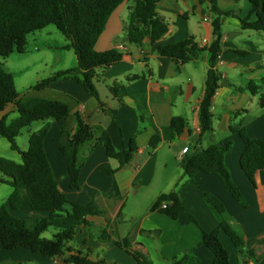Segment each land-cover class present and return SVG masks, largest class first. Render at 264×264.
Here are the masks:
<instances>
[{"label":"crops","instance_id":"1","mask_svg":"<svg viewBox=\"0 0 264 264\" xmlns=\"http://www.w3.org/2000/svg\"><path fill=\"white\" fill-rule=\"evenodd\" d=\"M134 6V0H126L113 12L95 47L97 52L116 49L123 54L116 64L99 68L94 79L100 101L115 112V118L72 78L59 79L40 90L46 94L44 99L64 102L70 109L66 121L42 122L37 129L51 123L45 150L60 189L71 202L82 206L95 202L101 212L79 219L69 205L42 237L52 240L60 231L75 229L73 242L67 246L68 254L88 253V259L94 263L138 264L120 247L127 241L132 252L141 254L151 264H174L180 260L182 264H213L214 254L203 244L202 234L219 225L205 199V193H209L224 204L232 226L244 235L246 249L254 253L256 261L249 260L248 264H264V170L256 174L254 186L240 165L245 146L231 131L232 127L244 128L251 138L264 140V108L260 105L264 95V33L242 27L241 20H256L249 1L216 0L218 10L228 13L222 17V49L215 67L222 79L212 101L213 131L203 136L200 106L206 92L211 53L206 50L193 61L181 64L161 56L157 49L188 40L209 49L215 41L213 20L217 17L212 3L160 0L156 12L166 24L167 33L155 45L146 38L141 46L128 42L127 27ZM67 44L62 42L54 48L63 50ZM44 47L53 48L49 43ZM65 51L68 57L72 58V52L75 55L73 50ZM75 62L74 67L63 62L57 72L76 69V55ZM114 85L125 86L124 103L112 94ZM12 113H16V107L9 105L0 113V119ZM76 114L97 129L95 138L79 153V189L73 186L68 160L60 151L61 131L77 129ZM174 118L186 121L184 132L178 134L172 128ZM104 131L117 152L129 149L131 144L136 146L137 152L129 164L121 166L118 160L107 156L98 141ZM155 138L158 143L152 146ZM228 140L234 146L225 162L246 206L234 198L219 175L197 173L190 178L184 176L181 166L187 156ZM185 148L189 150L183 154ZM173 192L185 208L177 220L153 210L162 195ZM11 213L28 221L50 215L26 210ZM221 239L230 252L231 264H240L241 257L230 238L222 235ZM0 264L64 262L62 258L44 257L23 247L6 250L0 244Z\"/></svg>","mask_w":264,"mask_h":264},{"label":"trees","instance_id":"2","mask_svg":"<svg viewBox=\"0 0 264 264\" xmlns=\"http://www.w3.org/2000/svg\"><path fill=\"white\" fill-rule=\"evenodd\" d=\"M126 0H0V57L9 58L14 52L23 54L27 51L28 36L41 31L50 25L56 26L65 37L68 44L65 50H73L78 61L76 69L59 71L39 82L33 90L46 89L53 82L72 78L77 80L85 90L99 103V107L115 118V112L108 110L100 101L94 84L99 68L110 67L119 62L123 54L116 49L106 52H97L96 44L102 36L108 20L113 12ZM160 0H134L130 23L127 27L128 42L141 46L146 38L151 44H156L167 33V26L156 12ZM212 10L217 15L213 20L215 41L209 49L200 47L192 40L161 46L157 49L163 57L171 58L181 64L193 61L201 52L209 50L211 53L210 69L207 74L206 92L200 106L201 135L213 131L212 101L220 88L221 75L216 71L218 56L221 53L222 17L228 15L218 10L216 0H209ZM251 5V14L256 20L249 22L241 20L244 29H252L264 33V0H248ZM255 86V85H253ZM252 91V87L250 85ZM112 94L124 103L127 91L123 85H114ZM9 105L16 107L18 117L11 123L9 115L0 119V137L8 141L11 149L22 157V164H17L0 156V171L4 177L0 184H7L13 188V193L7 205L0 207V244L6 250L23 247L44 257L62 258L64 264H108L94 263L88 259V253L78 252L68 254V244L73 242L75 229L63 230L57 233L52 240H46L42 235L52 226V221L66 212L67 205L72 206L73 215L82 219L87 214L101 213L95 202L82 206L71 202L64 194L56 180L52 166L45 150V139L51 128L48 123L43 129L34 132L28 140V149L22 151L17 144V138L24 129L36 122L66 121L70 116L69 106L58 100L30 97L20 99L14 75L0 67V113ZM260 105L264 108V95L260 97ZM77 129L69 131L62 129V143L60 151L68 160L69 175L73 186L80 188L79 177L81 165L79 153L81 148L95 138L97 129L88 124L80 114L75 115ZM176 133L184 132L187 123L183 118H174L171 122ZM231 131L242 140L245 149L241 155L240 165L255 186V176L264 170V140L251 138L244 128L232 127ZM105 148L111 159H116L121 166L131 162L137 152L136 146L131 144L129 149L117 152L111 137L102 132L98 140ZM155 138L151 145L155 146ZM231 140L219 142L206 150L189 155L182 161L184 176L193 177L197 173L217 174L234 198L242 205L246 202L233 181L225 159L233 149ZM205 199L210 209L217 215L218 227L211 232L202 231L203 244L214 254L213 264H231L230 252L222 242V235L232 241L239 256L240 264H248L255 260L254 253L246 249L244 235L238 227L232 226V218L224 204L215 196L205 193ZM170 202L166 209H162L163 202ZM26 210L48 212L49 217H34L32 221L18 218L11 211ZM177 220L185 211L177 193L162 195L153 207ZM196 222L194 218H191ZM138 264H151L141 254L132 252L127 241L120 244ZM174 264H182V260Z\"/></svg>","mask_w":264,"mask_h":264},{"label":"rangeland","instance_id":"3","mask_svg":"<svg viewBox=\"0 0 264 264\" xmlns=\"http://www.w3.org/2000/svg\"><path fill=\"white\" fill-rule=\"evenodd\" d=\"M48 39H50L49 42H47ZM62 42H66L64 36L56 26L50 25L42 32L38 31L28 36V46L25 53L14 52L7 59L0 57V67L14 75L20 99L25 100L30 97L44 98L45 93L33 90L39 82L56 73L65 61V66L67 67L77 66L73 52L70 54L72 55L71 58L67 56L68 52L64 49L54 48V46L60 47ZM47 43L51 44L53 48L45 50L44 46ZM17 117L18 113H12L8 118V122L11 123ZM41 124L42 122L33 123L31 127L22 131L21 135L17 138V144L20 149H28L30 135L37 132ZM0 156L19 164L22 163L21 155L13 151L8 141L2 137H0ZM1 177H4V175L0 171ZM12 191L10 185L0 184V207L7 205L8 197Z\"/></svg>","mask_w":264,"mask_h":264},{"label":"built area","instance_id":"4","mask_svg":"<svg viewBox=\"0 0 264 264\" xmlns=\"http://www.w3.org/2000/svg\"><path fill=\"white\" fill-rule=\"evenodd\" d=\"M203 44H204V45H207V44H208V41H207V40H204V41H203ZM121 48L123 49V47H121ZM218 59H220V56L218 57ZM188 150H189L188 148H185V149L183 150V154L187 153ZM169 204H170V202H168V201L163 202L162 205H161V208H162V209H166V208L169 206Z\"/></svg>","mask_w":264,"mask_h":264}]
</instances>
